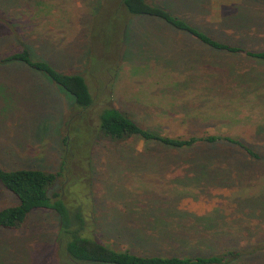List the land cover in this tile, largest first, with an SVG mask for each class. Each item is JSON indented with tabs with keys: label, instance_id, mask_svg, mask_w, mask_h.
Segmentation results:
<instances>
[{
	"label": "rangeland",
	"instance_id": "374dc122",
	"mask_svg": "<svg viewBox=\"0 0 264 264\" xmlns=\"http://www.w3.org/2000/svg\"><path fill=\"white\" fill-rule=\"evenodd\" d=\"M149 1L225 42L264 50V0ZM115 11V0H0V168L57 174L50 196L82 213L86 236L116 250L156 254L161 246L145 239L169 233L177 253L229 249L242 251L237 264H264V64ZM23 45L59 72L82 75L93 107L75 110L44 74L3 62ZM232 69L247 83L232 85ZM107 107L163 135L237 137L262 160L227 146L113 142L100 132ZM16 204L0 183V212ZM59 222L38 210L0 229V264H73L57 241Z\"/></svg>",
	"mask_w": 264,
	"mask_h": 264
},
{
	"label": "trees",
	"instance_id": "16d2710c",
	"mask_svg": "<svg viewBox=\"0 0 264 264\" xmlns=\"http://www.w3.org/2000/svg\"><path fill=\"white\" fill-rule=\"evenodd\" d=\"M98 5H96L97 10L100 11ZM115 6L117 13L123 15V21L131 17L135 19H156L165 24L172 32L190 37L207 49L223 54L244 55L264 64V50L255 51L242 46V44H233L218 39L207 31L192 25L184 17L176 16L168 9L152 1L115 0ZM97 10H95V13L99 12ZM131 26L132 23L125 25L124 41L125 38L127 41L128 37H130ZM124 41H122L123 44ZM124 52L123 55L125 56L126 50ZM15 61L22 62L31 69L44 74L60 87L70 98V103L75 110L86 111L93 107L94 97L86 79L82 75L59 72L46 60L35 58L30 48L26 45L22 46L20 52L12 54L3 60L4 63ZM246 75L232 69L229 74V79L232 81L230 83L240 87V85L247 83V79L250 76ZM252 80L250 79V81ZM175 85L180 86L181 84L176 82ZM99 120L102 137L113 142L120 143L130 139H139L146 144H155L158 147L181 152L206 146L208 148L227 146L242 151L249 157L248 159L256 160L257 162L262 160L261 155L250 144L237 137L208 133L178 136L163 135L158 130L141 126L127 113L116 107L104 108L99 115ZM204 155L202 157H212V159L208 158V161L217 164L214 161L213 153ZM206 160L207 158L200 160V166L203 164L210 168L211 164L207 163ZM206 172L203 173L206 174ZM206 176L208 175L206 174ZM57 178V174L47 173L38 169L9 171L0 168V183L18 200V204L0 212V229H16L26 221L32 212L52 210L57 213L60 221L57 241L67 260L73 264H237L242 260V251L229 249L221 250L217 248V250L214 249L208 253H177L173 245V237L169 233L163 235L159 233L155 236H148L145 239L149 243L161 246L158 247L159 253L156 254L152 253L151 248H148V253L145 254H137L131 248L124 251L116 250L90 236H86L85 219L82 213L79 211L70 212L59 196H56V198L50 196V190L55 185ZM162 247L165 253H160ZM170 248L173 249V251H170L171 253L168 252Z\"/></svg>",
	"mask_w": 264,
	"mask_h": 264
}]
</instances>
